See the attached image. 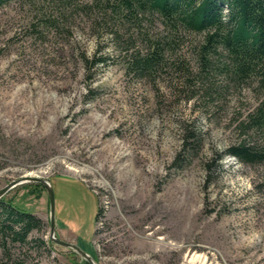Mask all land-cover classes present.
<instances>
[{"label": "rangeland", "instance_id": "1", "mask_svg": "<svg viewBox=\"0 0 264 264\" xmlns=\"http://www.w3.org/2000/svg\"><path fill=\"white\" fill-rule=\"evenodd\" d=\"M34 1L0 7V189L25 176L49 179L56 226L76 238L56 236L97 264H264V163L226 153L246 137L239 121L263 91L190 98L179 71L154 79L127 69L130 45L119 43L105 0H76L66 17ZM45 14L59 17L57 26ZM162 30L158 20L153 31ZM134 31L121 40H137ZM195 38L185 33L177 51L192 69ZM4 198L46 223L34 234L46 244L29 249V262L90 264L50 238L42 183L19 184Z\"/></svg>", "mask_w": 264, "mask_h": 264}, {"label": "trees", "instance_id": "2", "mask_svg": "<svg viewBox=\"0 0 264 264\" xmlns=\"http://www.w3.org/2000/svg\"><path fill=\"white\" fill-rule=\"evenodd\" d=\"M11 1L0 0V7ZM44 1L58 7L59 14L65 16L76 0ZM101 1L93 0L96 6ZM104 4V14L116 18L113 26L119 43L130 45L126 47L127 69L137 76L155 79L159 72L172 68L180 72L183 92L188 86L192 91L190 98L201 93L208 100L223 96L233 87L261 89L263 96L258 104L238 124L246 137L230 145L226 153L244 163H264V0H105ZM57 19L52 14L44 15L47 26H57ZM158 20L163 30L154 32ZM131 28L138 39L130 35L121 40ZM185 33L196 36L191 42L195 69L177 52L185 43ZM139 40L144 47L136 46ZM105 60L100 57L91 63ZM101 212L100 206L96 221ZM45 225L36 213L12 199L1 198L0 264H35L28 261L29 249L44 248L46 241L34 234L43 231Z\"/></svg>", "mask_w": 264, "mask_h": 264}, {"label": "water", "instance_id": "3", "mask_svg": "<svg viewBox=\"0 0 264 264\" xmlns=\"http://www.w3.org/2000/svg\"><path fill=\"white\" fill-rule=\"evenodd\" d=\"M27 181H35L42 183L48 192V196L50 199V238L57 244L69 247L79 254H81L84 258H86L90 264H97L95 259L91 254L87 251L82 249L77 243L70 242L56 236V222H55V192L54 188L51 184V181L45 177L40 176H25L16 180L11 181L10 183L6 184L4 187L0 189V199L3 198L12 188L19 184H23Z\"/></svg>", "mask_w": 264, "mask_h": 264}, {"label": "crops", "instance_id": "4", "mask_svg": "<svg viewBox=\"0 0 264 264\" xmlns=\"http://www.w3.org/2000/svg\"><path fill=\"white\" fill-rule=\"evenodd\" d=\"M64 175H68V174H64ZM72 175H70V176H65L66 177V179L67 180H72V181H75V183L76 184H79V185H81L82 187L84 186L82 183H80L81 181H78V179H76L75 177L76 176H72ZM69 177H71V178H69ZM92 190V189H91ZM95 198V197H94ZM94 203H95V206L97 205V203L94 201ZM34 213V212H33ZM37 215H39L40 217H41V215L39 214V212L38 213H36ZM42 218V217H41ZM56 232L58 233V234H60V235H65V236H68V237H74V239L76 238V235H74L73 233L72 234H70V235H68L69 234V231H68V229L67 228H65V227H61V228H58L57 226H56ZM74 241H76V240H74Z\"/></svg>", "mask_w": 264, "mask_h": 264}, {"label": "bare ground", "instance_id": "5", "mask_svg": "<svg viewBox=\"0 0 264 264\" xmlns=\"http://www.w3.org/2000/svg\"><path fill=\"white\" fill-rule=\"evenodd\" d=\"M32 173H35V172H32ZM190 260H191V261H193V259H192V258H191Z\"/></svg>", "mask_w": 264, "mask_h": 264}]
</instances>
